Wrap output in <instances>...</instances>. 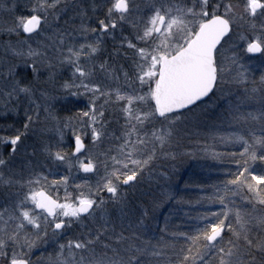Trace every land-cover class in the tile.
Segmentation results:
<instances>
[{"label":"snow or ice","instance_id":"snow-or-ice-1","mask_svg":"<svg viewBox=\"0 0 264 264\" xmlns=\"http://www.w3.org/2000/svg\"><path fill=\"white\" fill-rule=\"evenodd\" d=\"M0 18V264H264V0Z\"/></svg>","mask_w":264,"mask_h":264},{"label":"trees","instance_id":"trees-1","mask_svg":"<svg viewBox=\"0 0 264 264\" xmlns=\"http://www.w3.org/2000/svg\"><path fill=\"white\" fill-rule=\"evenodd\" d=\"M0 20H2V18H0ZM205 163L207 162L199 159H191L186 161L184 164L179 166L176 180L180 179V183L182 184L184 181L190 178H197V176L206 177L207 173H204L201 170V165ZM37 255H39V253H37Z\"/></svg>","mask_w":264,"mask_h":264},{"label":"rangeland","instance_id":"rangeland-1","mask_svg":"<svg viewBox=\"0 0 264 264\" xmlns=\"http://www.w3.org/2000/svg\"><path fill=\"white\" fill-rule=\"evenodd\" d=\"M178 183H180V179L177 180ZM61 196H63V190L61 189L60 193Z\"/></svg>","mask_w":264,"mask_h":264}]
</instances>
